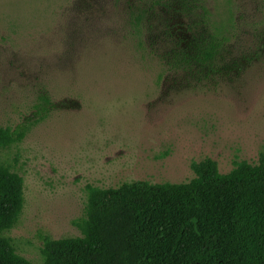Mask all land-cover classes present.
<instances>
[{
	"label": "rangeland",
	"instance_id": "374dc122",
	"mask_svg": "<svg viewBox=\"0 0 264 264\" xmlns=\"http://www.w3.org/2000/svg\"><path fill=\"white\" fill-rule=\"evenodd\" d=\"M138 1L0 0V127H30L0 149L25 182L7 235L33 264H43L45 237L81 235L73 222L88 185L187 183L193 163L211 159L225 174L264 152V0H172L198 8L160 7L143 51L129 20ZM201 7L226 24L228 52L215 71L170 70L159 56L189 48Z\"/></svg>",
	"mask_w": 264,
	"mask_h": 264
},
{
	"label": "trees",
	"instance_id": "16d2710c",
	"mask_svg": "<svg viewBox=\"0 0 264 264\" xmlns=\"http://www.w3.org/2000/svg\"><path fill=\"white\" fill-rule=\"evenodd\" d=\"M195 6L187 2L177 8L172 0L130 5L138 49L144 50L143 37L160 7L189 14ZM201 11L189 48L173 44L159 56L170 70L215 71L224 60L226 24L214 21L205 7ZM42 102L43 113H49L53 105L48 94ZM29 130L26 125L14 131L0 127V149L21 143ZM192 168L195 177L181 184L88 185L85 215L73 222L81 235L45 237L43 264H264V152L258 164L235 162L225 174L211 159ZM25 203L23 177L0 163V264H33L7 235L18 226Z\"/></svg>",
	"mask_w": 264,
	"mask_h": 264
}]
</instances>
